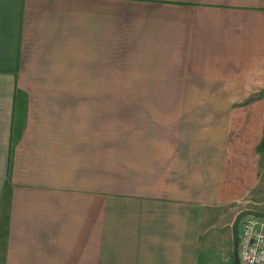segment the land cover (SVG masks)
<instances>
[{
    "label": "crops",
    "instance_id": "obj_1",
    "mask_svg": "<svg viewBox=\"0 0 264 264\" xmlns=\"http://www.w3.org/2000/svg\"><path fill=\"white\" fill-rule=\"evenodd\" d=\"M260 147L264 0H0V264H202Z\"/></svg>",
    "mask_w": 264,
    "mask_h": 264
},
{
    "label": "rangeland",
    "instance_id": "obj_2",
    "mask_svg": "<svg viewBox=\"0 0 264 264\" xmlns=\"http://www.w3.org/2000/svg\"><path fill=\"white\" fill-rule=\"evenodd\" d=\"M258 146H261L258 145ZM258 172L264 176V148L260 147L257 151ZM261 190H255L249 197L242 200V203H234L216 209L217 218L206 227L212 229L206 239V249L202 250V264H234L233 234L232 226L236 219L239 207H254L256 210L264 209V185ZM242 212V211H241ZM207 251V252H206ZM228 259L230 262H228Z\"/></svg>",
    "mask_w": 264,
    "mask_h": 264
},
{
    "label": "built area",
    "instance_id": "obj_3",
    "mask_svg": "<svg viewBox=\"0 0 264 264\" xmlns=\"http://www.w3.org/2000/svg\"><path fill=\"white\" fill-rule=\"evenodd\" d=\"M241 264H264V219L245 217L239 226Z\"/></svg>",
    "mask_w": 264,
    "mask_h": 264
},
{
    "label": "water",
    "instance_id": "obj_4",
    "mask_svg": "<svg viewBox=\"0 0 264 264\" xmlns=\"http://www.w3.org/2000/svg\"><path fill=\"white\" fill-rule=\"evenodd\" d=\"M248 216L264 219V212L256 211V210H244L236 216V219L232 226L234 264H241L240 256H239V226L241 220Z\"/></svg>",
    "mask_w": 264,
    "mask_h": 264
}]
</instances>
